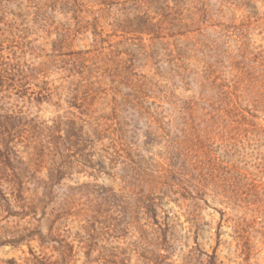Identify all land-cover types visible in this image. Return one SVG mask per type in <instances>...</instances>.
<instances>
[{"label": "rangeland", "instance_id": "rangeland-1", "mask_svg": "<svg viewBox=\"0 0 264 264\" xmlns=\"http://www.w3.org/2000/svg\"><path fill=\"white\" fill-rule=\"evenodd\" d=\"M0 264H264V0H0Z\"/></svg>", "mask_w": 264, "mask_h": 264}]
</instances>
